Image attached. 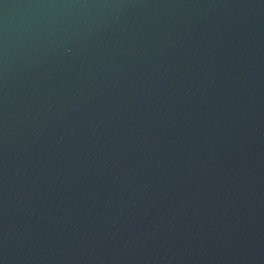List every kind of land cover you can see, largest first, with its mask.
I'll return each instance as SVG.
<instances>
[{
	"label": "water",
	"instance_id": "95a60500",
	"mask_svg": "<svg viewBox=\"0 0 264 264\" xmlns=\"http://www.w3.org/2000/svg\"><path fill=\"white\" fill-rule=\"evenodd\" d=\"M0 264H264V0H0Z\"/></svg>",
	"mask_w": 264,
	"mask_h": 264
}]
</instances>
